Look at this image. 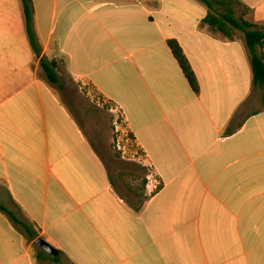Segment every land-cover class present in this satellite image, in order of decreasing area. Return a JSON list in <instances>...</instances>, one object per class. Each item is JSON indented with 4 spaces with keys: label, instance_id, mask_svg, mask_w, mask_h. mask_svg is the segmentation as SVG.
Instances as JSON below:
<instances>
[{
    "label": "crops",
    "instance_id": "obj_1",
    "mask_svg": "<svg viewBox=\"0 0 264 264\" xmlns=\"http://www.w3.org/2000/svg\"><path fill=\"white\" fill-rule=\"evenodd\" d=\"M239 2L263 28L264 0ZM20 5L0 0V204L61 262L0 213V264H264V111L247 112L245 38L204 24L198 0H33L55 85ZM67 83L119 110L146 174L136 206L61 98Z\"/></svg>",
    "mask_w": 264,
    "mask_h": 264
},
{
    "label": "rangeland",
    "instance_id": "obj_2",
    "mask_svg": "<svg viewBox=\"0 0 264 264\" xmlns=\"http://www.w3.org/2000/svg\"><path fill=\"white\" fill-rule=\"evenodd\" d=\"M20 1L10 0V3L13 5L17 2L20 5ZM21 8L23 10V7ZM242 14H246V12L239 13L238 11L237 16L240 17ZM262 29L264 30V27ZM235 37L244 38V35L241 32H236ZM258 50L264 56V47ZM60 95L63 101L69 103L72 113L104 159L117 191L124 199L136 206L142 199L140 194L143 191L146 174L140 168L143 161L135 152H131L130 142L125 141L127 138L125 128L122 125L118 126V130L121 131L120 134L115 129L114 121L118 119V112L109 111L98 101L93 92L81 89L73 83H67L64 89H60ZM248 105V113L262 110L264 108V91L255 89ZM114 116L117 117L114 118ZM119 137L124 139L122 142V148H125L124 157L117 148ZM14 212L19 215L17 210ZM64 264L69 263L65 262Z\"/></svg>",
    "mask_w": 264,
    "mask_h": 264
},
{
    "label": "trees",
    "instance_id": "obj_3",
    "mask_svg": "<svg viewBox=\"0 0 264 264\" xmlns=\"http://www.w3.org/2000/svg\"><path fill=\"white\" fill-rule=\"evenodd\" d=\"M26 17L27 34L30 40L31 47L35 55L40 59L41 67L49 82L59 85L60 81L56 72L58 63L55 60H49L43 56L42 48L39 44L34 27V7L33 0H21ZM208 9V14L203 20V23L209 26L214 32L220 33L226 40L234 41L235 33L241 32L244 35L246 46L251 57V69L253 73V86L255 89L264 91V56L259 52V48L264 47V30L261 26L254 24L246 19V14L237 16V6L240 5L239 0H198ZM169 48L173 56L177 60L181 70L187 78L191 88L196 94L200 93V85L198 79L193 71V68L185 55L183 49L176 40L168 41ZM99 101L104 104V99L96 95ZM106 109L113 107L111 102L104 104ZM261 111H264V108ZM120 120L122 121V117ZM233 132L228 131L226 134L230 135ZM132 140L131 134L129 133ZM134 149V148H133ZM140 155V152L137 151ZM0 213L7 215L16 227L26 235L27 239L35 241L40 238L39 234L33 227L21 221L17 215L9 210L6 206L0 204ZM59 255L61 252H58ZM52 260L60 263L59 257H53Z\"/></svg>",
    "mask_w": 264,
    "mask_h": 264
},
{
    "label": "built area",
    "instance_id": "obj_4",
    "mask_svg": "<svg viewBox=\"0 0 264 264\" xmlns=\"http://www.w3.org/2000/svg\"><path fill=\"white\" fill-rule=\"evenodd\" d=\"M99 102H101V101H99ZM110 111H112V112L115 111V112H118L119 113V110H117V109H111ZM121 119H122V121L120 120V117L118 116V119L114 121L115 129L117 130V133H119V134L121 133V131L118 130V126L119 125H122L125 128L124 122H123V118H121ZM125 131H126L125 133H126V137H127V138H125V141L130 142V147L129 148L131 149V152H135L137 154V156L140 157V155L138 154V152L135 151V150H133L132 140L130 139L129 132H128V130L126 128H125ZM123 141H124V139L123 138H120V137H119V139L117 141V148H118L119 151H121L122 157H124V154H125V151H124L125 148H122V142Z\"/></svg>",
    "mask_w": 264,
    "mask_h": 264
},
{
    "label": "water",
    "instance_id": "obj_5",
    "mask_svg": "<svg viewBox=\"0 0 264 264\" xmlns=\"http://www.w3.org/2000/svg\"><path fill=\"white\" fill-rule=\"evenodd\" d=\"M35 245L38 246L40 249H42L44 252H46L50 256H53V257L59 256L58 251L55 248H53L49 243H47L43 238H38L35 241Z\"/></svg>",
    "mask_w": 264,
    "mask_h": 264
}]
</instances>
